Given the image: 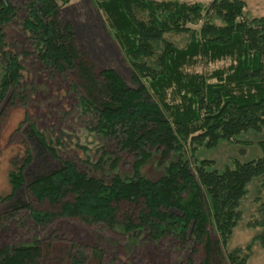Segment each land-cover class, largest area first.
<instances>
[{
	"label": "trees",
	"instance_id": "obj_1",
	"mask_svg": "<svg viewBox=\"0 0 264 264\" xmlns=\"http://www.w3.org/2000/svg\"><path fill=\"white\" fill-rule=\"evenodd\" d=\"M94 1L126 60L133 86L113 69L96 72L85 60L73 26L59 23L62 7L71 0H28L21 8L13 0H0V25L11 24L23 10L22 30L37 63L55 80L69 82L83 126L103 142L117 143L135 160L133 171L115 175L109 183L78 171L58 158L45 130L40 132L28 117L27 127L22 124L19 131L33 149L20 167L18 161L13 164L12 194L2 199L0 234L25 212L26 231L33 236L0 245V264H44L51 257L48 253L44 259L45 249L54 247H61L57 257L70 264H115L105 249L106 237L91 235L93 244L71 241L66 249L54 239L38 237L62 221L101 236L121 234L131 256L146 248L162 256L170 247L191 256L202 248L205 256L196 264H213V258L223 255L226 264H247L251 246L231 251L229 243L252 192L254 203H262L247 227L260 230L253 243L264 249V156L233 160L232 166L217 170L198 153L264 130V17L245 19V0H213L207 6L178 0ZM6 45L0 32V119L11 108L27 105L28 94L36 92L24 82L22 57L29 52L14 55ZM222 61L229 65L211 73L196 71L203 63ZM34 151L40 157L47 153L59 166L41 170L33 163ZM152 159L162 168L157 181L142 174Z\"/></svg>",
	"mask_w": 264,
	"mask_h": 264
},
{
	"label": "rangeland",
	"instance_id": "obj_2",
	"mask_svg": "<svg viewBox=\"0 0 264 264\" xmlns=\"http://www.w3.org/2000/svg\"><path fill=\"white\" fill-rule=\"evenodd\" d=\"M15 7L28 0H13ZM164 1V0H154ZM187 4H202L207 6L213 0H178ZM245 19L264 17V0H245ZM17 19L9 25H0V32L5 35L7 43L5 50L13 52L14 55H22V66L24 68V82L28 88L36 87V92L29 93L28 103L25 106H16L11 108L6 115L0 119V211L3 212L4 206L2 199L12 194L10 184V172L15 170L14 163L18 161L21 166L27 156V152L33 149L31 143H26L23 139L20 126L23 129L27 127L25 123L29 117L30 121L38 128L44 131L46 138L51 142L59 159L70 161L76 166L78 171L88 174L93 178L103 179L109 183L115 175L122 177L131 175L133 171L134 159L126 152H122L115 142L105 141L98 138L93 132L83 126V121L79 117L77 102L71 92L69 93V82L63 78L52 77V73L46 71L43 65L37 63L34 49L31 41L26 38L22 30L24 20L23 10H18ZM26 16V15H25ZM61 25L71 24L74 29L75 45L83 53L85 60L96 72L103 69H113L116 71L129 86L131 82V72L126 63L120 48L114 41L104 15L98 11L94 0H71L68 6L62 7L59 15ZM178 40V39H176ZM1 60V53H0ZM229 61L218 63L201 64L196 68L200 73H211L214 70L225 68ZM40 98L41 101L37 99ZM3 105L0 106V112ZM77 113V114H75ZM81 114V113H80ZM87 117V116H86ZM86 119V118H85ZM264 142V130L262 132H250L238 138V143H222L212 150L202 149L198 153L199 159H207L214 162V168L223 170L227 166H232L233 160L247 162L264 156V149L260 143ZM33 163L41 166V170L49 171L59 166V163L47 153L41 154L36 151L33 153ZM120 161L116 163V160ZM133 159V160H132ZM116 163V169L114 167ZM35 167V169H36ZM159 160H149L142 169V174L146 178L157 181L161 176L162 168H159ZM16 196V198H18ZM255 195L251 192L243 204V221L234 231L230 239L229 250L245 249L251 246L248 253L247 264H264V249L258 244L253 243L254 237L260 231L247 227V224L258 217L257 209L261 202H255ZM35 207L41 208V205L35 203ZM47 207V206H44ZM43 208V207H42ZM124 210V209H123ZM122 212V211H121ZM255 215V217H254ZM25 212L18 213L12 222H4L5 227L1 230L0 245L16 244L26 242L33 236L26 231L28 221ZM107 231V230H106ZM28 234V235H27ZM92 237H100L109 241L104 243L105 249L111 252L116 258L115 264H196L203 260L205 253L203 249H198L195 255L180 253L174 247H170L164 255L157 256L148 248L139 250L136 255H130L124 244V238L121 234L115 232H106L102 236L96 231L92 232L76 222H57L52 225L45 233H40L39 238H51L53 241L63 243L64 249L69 247L71 241H80L78 243L93 244ZM99 239V240H100ZM216 238L212 234V240ZM118 244L119 247H113ZM55 246V245H54ZM177 248V247H176ZM61 247L45 249L44 259L48 253L51 257L46 259L44 264H70L65 258H58ZM113 249V250H112ZM151 249V248H150ZM63 254V253H61ZM63 259V260H62ZM112 259V257H111ZM87 264H97L95 260ZM213 264H226L223 257L213 258Z\"/></svg>",
	"mask_w": 264,
	"mask_h": 264
}]
</instances>
